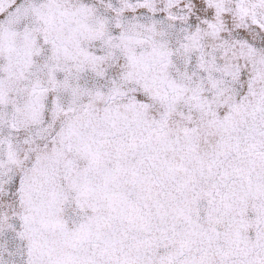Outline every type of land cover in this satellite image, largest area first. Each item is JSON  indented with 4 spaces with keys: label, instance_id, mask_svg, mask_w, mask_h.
<instances>
[{
    "label": "snow or ice",
    "instance_id": "obj_1",
    "mask_svg": "<svg viewBox=\"0 0 264 264\" xmlns=\"http://www.w3.org/2000/svg\"><path fill=\"white\" fill-rule=\"evenodd\" d=\"M0 264H264V0H0Z\"/></svg>",
    "mask_w": 264,
    "mask_h": 264
}]
</instances>
